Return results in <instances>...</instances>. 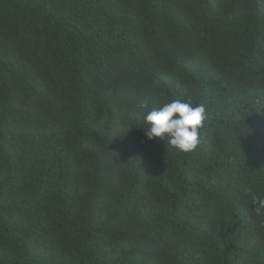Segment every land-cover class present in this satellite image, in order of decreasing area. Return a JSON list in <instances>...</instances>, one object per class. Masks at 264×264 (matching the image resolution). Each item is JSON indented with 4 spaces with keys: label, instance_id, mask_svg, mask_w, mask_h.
<instances>
[{
    "label": "trees",
    "instance_id": "trees-1",
    "mask_svg": "<svg viewBox=\"0 0 264 264\" xmlns=\"http://www.w3.org/2000/svg\"><path fill=\"white\" fill-rule=\"evenodd\" d=\"M260 201L264 0H0V264H264Z\"/></svg>",
    "mask_w": 264,
    "mask_h": 264
},
{
    "label": "clouds",
    "instance_id": "clouds-1",
    "mask_svg": "<svg viewBox=\"0 0 264 264\" xmlns=\"http://www.w3.org/2000/svg\"><path fill=\"white\" fill-rule=\"evenodd\" d=\"M206 118L204 105L193 106L177 99L148 111L143 116L146 126L142 128L148 140L166 138L173 148L188 153L199 145V129ZM260 206L264 207V201H260Z\"/></svg>",
    "mask_w": 264,
    "mask_h": 264
}]
</instances>
